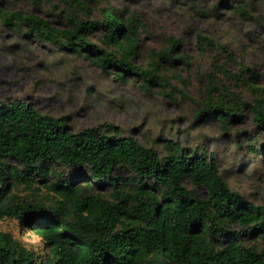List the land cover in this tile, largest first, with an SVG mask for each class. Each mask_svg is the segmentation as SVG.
I'll return each instance as SVG.
<instances>
[{"label":"trees","instance_id":"obj_1","mask_svg":"<svg viewBox=\"0 0 264 264\" xmlns=\"http://www.w3.org/2000/svg\"><path fill=\"white\" fill-rule=\"evenodd\" d=\"M62 1L90 10L84 0ZM224 1L218 12L248 16L244 0ZM123 10L109 3L89 20L66 13L68 26L58 27L36 13L0 7V21L24 37L83 54L123 83L141 79L151 92L164 75L154 56L137 63L138 29ZM97 30L103 45L89 39ZM169 41L179 46L181 39ZM196 41L202 51L219 46L231 58L202 31ZM156 55L171 64L191 60L167 47ZM220 75L229 71L213 63L195 120L217 122L227 133L248 109L264 133V86L255 73L244 66L234 74L250 88V101ZM248 146L264 158V144ZM168 147L161 156L112 123L75 131L24 100L0 99V220H16L40 239L25 243L0 230V264H264V251L249 241L264 240V202L233 190L206 151L173 141Z\"/></svg>","mask_w":264,"mask_h":264},{"label":"rangeland","instance_id":"obj_2","mask_svg":"<svg viewBox=\"0 0 264 264\" xmlns=\"http://www.w3.org/2000/svg\"><path fill=\"white\" fill-rule=\"evenodd\" d=\"M218 1L84 0L90 5L86 10L62 0H0L3 9L36 13L58 27L68 26L66 13L81 20L100 18V10L111 3L124 9L126 18L137 26V63L154 56L164 75L149 92L141 86V79L129 77L123 83L83 54L24 37L0 21V99L24 100L41 113L65 118L75 131L112 123L121 134L153 146L161 156L171 148L170 141L206 151L215 158L233 190L263 203L264 158L248 143L262 146L264 133L254 125L251 112L246 109L243 118L229 125L227 133L217 122L195 120L213 63L229 71V76L220 78L231 90L239 91L243 100L250 101L252 93L234 76L241 67H249L258 85L264 86V0H244L248 16L232 8L218 12L219 3L225 2ZM197 31L225 45L231 58L219 46L202 51L197 45ZM102 34L97 30L89 39L103 45ZM170 38H180V45L170 46ZM165 47L188 55L190 63L171 64L165 57L158 58L157 51ZM0 230L19 235L25 243L40 242L37 234L16 220H0ZM255 240L264 251V240L257 236L249 241Z\"/></svg>","mask_w":264,"mask_h":264}]
</instances>
